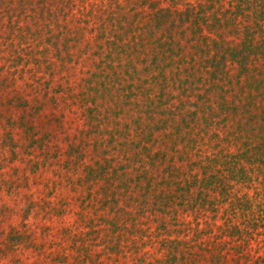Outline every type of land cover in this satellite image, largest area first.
I'll use <instances>...</instances> for the list:
<instances>
[{"label":"trees","instance_id":"1","mask_svg":"<svg viewBox=\"0 0 264 264\" xmlns=\"http://www.w3.org/2000/svg\"><path fill=\"white\" fill-rule=\"evenodd\" d=\"M3 1L1 260L264 264V0Z\"/></svg>","mask_w":264,"mask_h":264},{"label":"rangeland","instance_id":"2","mask_svg":"<svg viewBox=\"0 0 264 264\" xmlns=\"http://www.w3.org/2000/svg\"><path fill=\"white\" fill-rule=\"evenodd\" d=\"M2 1L3 0H0V2H2ZM7 1L9 2V0H7ZM15 3H16V5H18V0H16ZM1 8L2 7L0 6V11L5 9V7H3V9H1ZM4 13L7 14L8 10H4ZM5 21L8 22L9 20L5 19ZM5 36H6V38L0 39V68L9 69V67H11L12 63L10 62V59H12L14 51H16V53L19 55L21 52H24V51H39L40 50V49L37 50L38 47L36 46L35 43L30 45V41H28V40L26 41V39H23L21 37V34L12 35L10 33H7V35H5ZM51 41H52L51 38L49 36H46V45L49 44ZM49 57H50V55H49ZM20 62H22L21 59H16L15 65L20 64ZM0 78H1V73H0ZM22 85H24V82H21V81H18L16 84L10 85L11 89H9V90H11V91H10L9 95H8V90H7L4 94V96H3V94L1 95L3 97H1L0 100L5 101L6 99H3V98H5L6 96L13 97V96L19 95V89H20L19 86H22ZM0 87H2V85H0ZM1 144L2 143H1V138H0V153H2V154L9 153V151H8L9 149H4V144H2V145ZM14 164H17V163H14ZM15 166L18 167L20 165L17 164ZM4 227H5L4 225L0 224V230L3 229ZM1 240H2V237L0 236V242H2ZM13 258L14 257H9L6 260H1V257H0V264H10L9 261L12 262Z\"/></svg>","mask_w":264,"mask_h":264}]
</instances>
